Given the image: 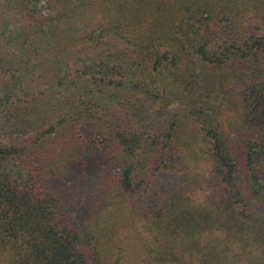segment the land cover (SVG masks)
<instances>
[{
  "label": "trees",
  "instance_id": "16d2710c",
  "mask_svg": "<svg viewBox=\"0 0 264 264\" xmlns=\"http://www.w3.org/2000/svg\"><path fill=\"white\" fill-rule=\"evenodd\" d=\"M0 16V264H264V0ZM106 38L125 50L69 63Z\"/></svg>",
  "mask_w": 264,
  "mask_h": 264
},
{
  "label": "rangeland",
  "instance_id": "374dc122",
  "mask_svg": "<svg viewBox=\"0 0 264 264\" xmlns=\"http://www.w3.org/2000/svg\"><path fill=\"white\" fill-rule=\"evenodd\" d=\"M0 23H1V20H0ZM244 24H245L247 31L249 33L255 34V33H258L260 31V29L258 27H261V24L257 20L246 19ZM0 26H1V24H0ZM125 47H126V45L123 44V42L120 40H116L113 38H106L104 40V42L98 44L97 47H95L94 49H92L88 53H76L74 55H71V60H69V63L73 64V62L78 61V59L76 58L78 55H80V57H82V58H85V56H89V57H92V58H95L98 60L107 59V58L110 59L107 55H109L110 53L115 52V51H116V53L122 52L125 50ZM156 106L157 105H155V107ZM168 109L170 111H173V109H175V108L173 106H169ZM153 116L156 120H162L161 118H159L160 116L157 114L156 111L153 113ZM156 128H157V131H161V126H156ZM67 152L63 153V155L60 158L61 160H59L55 165L52 164V166H50L51 169L55 168L54 172L56 174L57 173L66 174V169L64 168V163L66 161L64 162V160H62V158L66 159L68 157L66 154ZM181 174L171 173L168 171L159 172L155 175V180H156L155 184L161 185L163 187L172 185L173 183L177 182L178 179L181 178ZM194 194L200 200H209L212 192L210 191L209 188H207L206 190H196L194 192ZM89 211L90 210H88V212H85V217L87 218L88 221L91 220Z\"/></svg>",
  "mask_w": 264,
  "mask_h": 264
}]
</instances>
